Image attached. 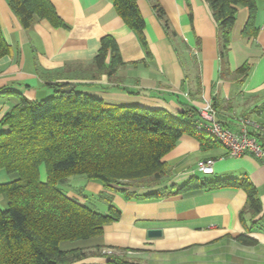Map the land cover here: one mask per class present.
Masks as SVG:
<instances>
[{
  "label": "crops",
  "instance_id": "obj_1",
  "mask_svg": "<svg viewBox=\"0 0 264 264\" xmlns=\"http://www.w3.org/2000/svg\"><path fill=\"white\" fill-rule=\"evenodd\" d=\"M157 1L178 38L173 42L167 36L148 0H137L146 24L148 58L137 33L119 17L111 0H50L68 28L38 20L30 30L22 26L8 1L0 0V28L11 48L0 60V122L21 98L41 102L53 94L49 85L71 83L85 85V92L114 106L165 110L178 116L190 106L199 110L211 102L216 119L231 130H239L240 117L264 124V0H257V36L250 40L243 37L247 8L238 10L231 34L227 67L234 73L251 63L244 82L222 74L217 26L203 0ZM107 35L118 42L126 63L118 74L123 80L119 86L109 83L106 75L93 79V60ZM208 160L214 161L212 174L198 168ZM164 161L172 168L171 179L161 186L135 191L138 197L131 200L120 191H108L100 183L75 177L84 179L78 181L84 190L67 185L70 198L107 213V204L96 199L105 192L121 218L105 226L102 238L78 241L73 244L77 247L62 245V249L86 250L87 258L78 264H110L104 256L106 250L130 252L141 264H264V162L252 155L231 158L221 145L204 148L189 135L180 139ZM41 175L46 180L44 169ZM243 176H248L258 191L261 210L257 214L247 210V193L236 188L144 198L158 190L176 192L195 177L203 182ZM16 179L0 170V185ZM6 206L5 197L0 196V208L5 210ZM152 229L162 230L163 236L149 238ZM242 235L257 243L240 244L236 239Z\"/></svg>",
  "mask_w": 264,
  "mask_h": 264
},
{
  "label": "trees",
  "instance_id": "obj_2",
  "mask_svg": "<svg viewBox=\"0 0 264 264\" xmlns=\"http://www.w3.org/2000/svg\"><path fill=\"white\" fill-rule=\"evenodd\" d=\"M7 1L26 30L38 20L48 21L55 28H68L50 0ZM111 1L119 17L137 33L150 58L146 24L137 0ZM148 1L174 42L178 34L173 31L166 11L157 0ZM203 1L217 26L222 74L231 76L233 81L244 82L252 70L251 63L234 73L227 67L231 34L238 10L247 8L249 18L243 37L250 40L257 36V0ZM100 42L92 65L93 79L99 80L106 75L109 83L119 86L123 82L119 71L126 66L119 44L109 35ZM10 52L0 28V60ZM49 86L53 89L50 97L41 102L21 98L20 104L0 122V170L17 176L15 181L0 185V196L5 197L7 205L5 210L0 208V264H78L87 258L86 250H64L62 244L100 239L105 226L120 220L121 212L105 192L96 198L107 204V213L70 198L61 189L69 178L84 177L100 183L108 191H120L131 200L138 197L135 192L138 188L158 187L171 179L173 171L164 158L183 136L194 137L204 148L218 144L211 136L193 129L199 119V110L192 106L173 116L165 110L110 105L85 92L82 84ZM196 88L200 95L199 74ZM225 188L243 189L248 197L247 210L254 214L261 210L258 191L248 176L203 182L195 177L176 192L158 190L144 198L162 199L174 193ZM245 213L242 212V218ZM236 241L245 246L257 243L245 235ZM104 256L110 264H135L114 254Z\"/></svg>",
  "mask_w": 264,
  "mask_h": 264
},
{
  "label": "built area",
  "instance_id": "obj_3",
  "mask_svg": "<svg viewBox=\"0 0 264 264\" xmlns=\"http://www.w3.org/2000/svg\"><path fill=\"white\" fill-rule=\"evenodd\" d=\"M194 54H198L194 50ZM238 131L231 130L216 120V112L211 102H205L199 108V119L193 129L199 133L211 136L224 147L231 158H242L252 155L264 162V124L248 117L237 120ZM214 161L199 163V170L204 174L213 173ZM109 254L112 253L110 250ZM112 255V254H111Z\"/></svg>",
  "mask_w": 264,
  "mask_h": 264
},
{
  "label": "rangeland",
  "instance_id": "obj_4",
  "mask_svg": "<svg viewBox=\"0 0 264 264\" xmlns=\"http://www.w3.org/2000/svg\"><path fill=\"white\" fill-rule=\"evenodd\" d=\"M76 178H84V177H76ZM75 177H71L69 178L68 180V183L67 185H69L71 188H73L74 190H84V184L83 183H80L78 181H81V180H84V179H76ZM86 180V179H85ZM66 185V186H67ZM66 186L64 185H61V189H63L65 192H66ZM141 189H145V188H138V190H141ZM97 199V198H96ZM92 201L89 202V204H91ZM76 242H73V243H64L62 244L65 248V246H71L72 247H77L76 245H73L75 244ZM112 253H108L109 250H106L104 252V254H107L108 256H110L111 254H114L115 256H119L121 257L122 259L126 260L127 262H130V263H138V264H141V261L140 260H137V257L134 256V254L130 253V252H125V251H115V250H110Z\"/></svg>",
  "mask_w": 264,
  "mask_h": 264
},
{
  "label": "water",
  "instance_id": "obj_5",
  "mask_svg": "<svg viewBox=\"0 0 264 264\" xmlns=\"http://www.w3.org/2000/svg\"><path fill=\"white\" fill-rule=\"evenodd\" d=\"M163 236V232L160 229H152L148 231L149 238H161Z\"/></svg>",
  "mask_w": 264,
  "mask_h": 264
}]
</instances>
